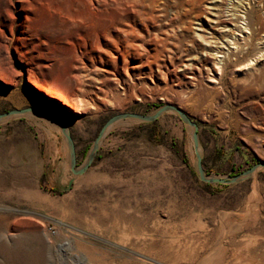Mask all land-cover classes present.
<instances>
[{
  "label": "rangeland",
  "instance_id": "374dc122",
  "mask_svg": "<svg viewBox=\"0 0 264 264\" xmlns=\"http://www.w3.org/2000/svg\"><path fill=\"white\" fill-rule=\"evenodd\" d=\"M207 1L93 0L94 8L88 0H29L23 11V0H0V112L32 105L66 113L80 165L112 114L181 105L198 125L208 173L264 165V59L249 80L229 65L222 89L212 92L195 35L203 34L196 28L206 25ZM244 1L254 17L264 10V0L260 9ZM114 20L133 32H116ZM84 46L90 55L78 52ZM50 121L25 114L0 122V264H231L237 257L264 264V167L237 183L200 181L188 130L164 112L112 125L67 188L66 143ZM192 213L202 227L184 225ZM120 231L128 232L125 244L114 242ZM173 233L180 242L169 247Z\"/></svg>",
  "mask_w": 264,
  "mask_h": 264
},
{
  "label": "bare ground",
  "instance_id": "6f19581e",
  "mask_svg": "<svg viewBox=\"0 0 264 264\" xmlns=\"http://www.w3.org/2000/svg\"><path fill=\"white\" fill-rule=\"evenodd\" d=\"M23 1L25 2V4L21 7V9H23V11L28 10L27 3H29V0H23ZM78 1H83V0H78ZM88 2L94 8H97V6L94 3H92L93 0H88ZM102 2L106 3L104 5L110 4L109 0H102ZM246 3L247 2H245L244 0H230L229 3H228V0H209L207 1V4H206L207 6L205 7L207 14H208V19L205 22L206 25L204 28L203 26L201 28L200 27L196 28L201 31L204 30L203 34L196 33L195 35L200 38V42L203 44V47H204L203 49L204 63L210 64V66L206 65L205 68L208 70L210 74L208 75L207 79L211 82L208 85V87L212 90V92L215 91L217 93L219 89L221 88L220 80L223 78V75L225 74V71L229 65H231V67L234 68L233 69L234 71L236 72L239 71L237 73V76L244 80L245 79L249 80L250 78L254 76L255 73H260L261 71L259 60L264 59V10L260 11L259 15L254 17L251 15V11L248 12L247 7H249V5ZM243 6H247V7H243ZM255 7L256 9H260V0H256ZM24 17L26 18L27 15L25 14ZM115 21L116 20H114V26L113 24H111V26L114 27L113 29L116 32L120 34H124V35H127L133 32V30H127V28L123 27L121 25L122 23L117 24L116 23L117 21L116 22ZM105 39L106 38L103 37V42H106L104 41ZM81 50H84L85 52L82 53ZM92 51L97 52L99 54L101 52H104L103 49L97 50L95 48L92 49ZM78 52H81V55H84V54L85 56L90 55V51L87 49L86 46L80 48ZM76 58L77 60H79L80 54L76 53ZM191 85L192 86L190 88L191 90H193L195 84L191 83ZM52 96L60 100L61 103L71 107L73 111H80V106L78 103L77 104L75 102L68 103L67 100L60 93H54L52 94ZM178 107L180 108L181 105H178ZM42 116L43 118L46 119V121L48 120L49 122H51L50 118L44 115ZM121 121H125V120H118L114 122L112 125L118 122H121ZM262 144L264 145V141H262ZM255 174H256V170L253 171L251 174L253 178L255 177ZM91 176L92 178L97 177L95 172H93L92 170H89L88 178H91ZM107 176L108 175L103 174V179L104 180L108 179ZM216 176H219V175H216ZM69 177H72L73 180L76 181V179L79 176L70 175ZM87 180L88 179H86V181ZM252 184L254 187V184H255L254 179H253ZM253 191H254V188H253ZM193 215L195 214L192 213L190 216L184 218L183 220L184 225L186 223L188 225V228L192 226L202 227L204 223L199 219V217L194 218ZM188 230L189 229L186 228L185 232H188ZM126 234H125V231H120V234H118L119 237L114 242L117 244H122L126 242L127 239H129L127 238L128 235L126 236ZM134 234H135V237L136 236L138 238L143 237V236L137 235L138 233L137 234L134 233ZM145 235H146V232H145ZM179 237L180 236H178L175 233L170 234L169 238L167 239L168 241L167 245L169 247H172L173 244L177 245L180 242ZM143 238L141 240H143ZM249 243L250 242H247L246 245H248ZM145 246L147 245H144V247H142L141 249H145ZM222 248H223L222 243L218 240L214 244V247L212 248V252L219 257L221 256ZM137 251H139V249ZM139 252H141V250ZM237 262H238V257L235 260H233L231 264H238ZM248 263H250V261L245 262L244 264H248Z\"/></svg>",
  "mask_w": 264,
  "mask_h": 264
},
{
  "label": "water",
  "instance_id": "95a60500",
  "mask_svg": "<svg viewBox=\"0 0 264 264\" xmlns=\"http://www.w3.org/2000/svg\"><path fill=\"white\" fill-rule=\"evenodd\" d=\"M164 112L175 113L179 117L184 127L188 130L194 151V173L200 181L204 183L217 184L237 183L250 177L253 171H257L260 167H264V165L256 163L234 175L228 176H216V174L213 175L208 173L202 165V153L200 141L198 138L197 123L190 117L187 112L179 108L177 105L170 103L161 104L160 106H157L154 110L148 113H142L137 111H123L112 114L111 116L106 118L98 129L97 134L93 138L91 145L85 154V158L80 165H76L75 147L68 124L66 120L55 111L48 108H42L32 105L25 106L22 108H10L8 110L0 112V122L4 119L13 116H20L25 114H40L47 116L48 118L53 120L57 124L60 132L64 137L68 155V168L70 169L72 176H75L83 173L90 166V164L95 158L96 152L100 146L102 138L114 122L118 120H132L140 123L151 122L157 119ZM72 181L73 178L71 177L68 181L67 188H69Z\"/></svg>",
  "mask_w": 264,
  "mask_h": 264
},
{
  "label": "trees",
  "instance_id": "16d2710c",
  "mask_svg": "<svg viewBox=\"0 0 264 264\" xmlns=\"http://www.w3.org/2000/svg\"><path fill=\"white\" fill-rule=\"evenodd\" d=\"M207 184V183H206Z\"/></svg>",
  "mask_w": 264,
  "mask_h": 264
}]
</instances>
